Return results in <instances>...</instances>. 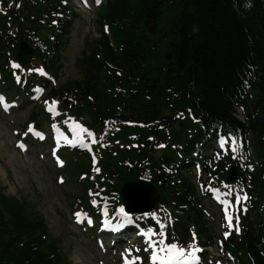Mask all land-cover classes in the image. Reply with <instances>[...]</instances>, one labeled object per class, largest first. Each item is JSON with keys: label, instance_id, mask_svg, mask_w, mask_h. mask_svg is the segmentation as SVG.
I'll use <instances>...</instances> for the list:
<instances>
[{"label": "trees", "instance_id": "16d2710c", "mask_svg": "<svg viewBox=\"0 0 264 264\" xmlns=\"http://www.w3.org/2000/svg\"><path fill=\"white\" fill-rule=\"evenodd\" d=\"M76 17L70 0H0V86L8 96L45 91L30 109L34 127L42 114L61 130L79 124L89 134L91 154L64 156L79 184L72 211L94 215L103 206L109 216L121 186L146 179L160 195L157 213L174 217L172 243L210 246L202 199L219 171L236 164L241 188L257 199L232 229L221 223L223 249L234 264H264V0H105L93 21L98 36L86 37L76 58L79 78L55 85L45 75L57 81ZM21 38L34 52L28 65L16 56ZM219 130L242 136L243 147L202 163L209 182L198 187L191 154ZM0 264H72L44 217L1 185Z\"/></svg>", "mask_w": 264, "mask_h": 264}, {"label": "rangeland", "instance_id": "374dc122", "mask_svg": "<svg viewBox=\"0 0 264 264\" xmlns=\"http://www.w3.org/2000/svg\"><path fill=\"white\" fill-rule=\"evenodd\" d=\"M87 1L91 7L89 10L81 7L76 0L72 1L79 17L76 18L73 31L62 50L61 66L55 84L79 78L76 58L83 49V42L90 35L97 37L96 28L92 24L97 17L99 6L105 0H101L98 5L93 0ZM40 95V90H37L36 94L29 99L23 100V96L16 97L14 102L8 103L7 110L0 107V185L5 188V193L18 197L28 207L33 208L44 217L49 233L58 240L72 264H125V258L132 261L133 264H153L159 261H154L152 258L154 251L159 255H164L158 248L152 249V254L147 259L129 257L127 241L112 249L110 248L113 244L112 241L104 239L103 235L99 239H94L89 228L83 227L82 222L75 221L77 216L72 214V201L69 196L72 192L79 190V184L72 181L65 170L66 163H68L67 159H64L66 156L64 157L54 145L47 141H37L38 143L33 141L29 137L31 136L29 131L25 130L23 135L16 133L20 129H27L30 109ZM246 101L250 103L252 100L247 98ZM41 116H39L40 122L42 121ZM42 131L46 137L50 138L52 129L47 121H42ZM21 144L24 147H21ZM209 148H214L213 141L209 144ZM209 148L205 149L203 153L209 155ZM58 160L63 161V164L58 163ZM197 171L198 175H194V181L206 185L207 175H202L199 170ZM226 175L227 173L224 171H219L217 180L212 184L213 190L218 192L222 203L229 201V196L232 193L235 192L238 195L237 186L231 185L228 188L229 183ZM203 202L210 214L208 222L210 233L214 236V244L207 247L208 259L202 264H213L214 261H220L221 264H232L229 256L222 253L217 244V240L221 238L219 231L221 208L217 203L209 202L207 199H203ZM228 212L230 215L234 214L232 208H229ZM236 212L239 213V211ZM155 219L157 220L156 217ZM241 219L242 217L238 215L237 220L241 221ZM83 221L87 222L85 219ZM173 221L174 217L171 215L170 222ZM130 222L132 221L130 220ZM165 233L166 235L161 240L163 244L172 243L171 229L168 228ZM178 245L183 246L184 242L178 243ZM188 256L194 257L195 255H185L179 263L184 262Z\"/></svg>", "mask_w": 264, "mask_h": 264}, {"label": "water", "instance_id": "95a60500", "mask_svg": "<svg viewBox=\"0 0 264 264\" xmlns=\"http://www.w3.org/2000/svg\"><path fill=\"white\" fill-rule=\"evenodd\" d=\"M33 55V50L28 46L25 40H21L18 47V58L23 63H28ZM237 177L236 166L233 165L229 172L228 181H234ZM122 198V207L129 213L131 212H149L155 208V204L159 200L157 189L148 181L135 179L125 183L120 188Z\"/></svg>", "mask_w": 264, "mask_h": 264}, {"label": "snow or ice", "instance_id": "6c2138e0", "mask_svg": "<svg viewBox=\"0 0 264 264\" xmlns=\"http://www.w3.org/2000/svg\"><path fill=\"white\" fill-rule=\"evenodd\" d=\"M97 3H99V0H97ZM107 30V29H106ZM14 67L19 68L20 65L18 64H14ZM39 71H43L42 69H40ZM3 98L0 97V100H2ZM48 103V102H46ZM53 104H58V101H53ZM51 111V109H50ZM87 131V129L83 128L82 125L79 124H75L73 131ZM41 138H42V134H41ZM21 147H24L23 144L20 145ZM221 147H223V138H222V142H221ZM58 163H60L61 165L63 164V161L58 160ZM240 198L237 197V200H239ZM244 200H247L248 197L245 194L243 197ZM120 213H122L125 217H128V213L125 211V209L123 207H121L119 209ZM75 216H77L78 218L82 215L81 213H74ZM225 216L226 219L229 222V227H232V220L231 217H229L227 215V210L225 211ZM91 221H89L90 223ZM236 230L239 231V227L236 226ZM161 235H163V233H161ZM225 235H227V233H225ZM161 243H163V241H161ZM189 249H191V251L193 253H195L197 251V249L195 248L194 245H190L188 246ZM160 252H163L164 255H159L157 252H153V260H159L161 262V264H179V261L181 260L182 257L185 256L186 252L188 251V249H186L185 247H181L178 246V244L176 243H169L164 245L162 248L159 249ZM138 259V258H137ZM125 264H133L132 261H129L127 258H125Z\"/></svg>", "mask_w": 264, "mask_h": 264}]
</instances>
